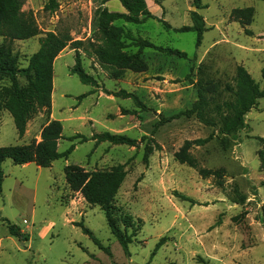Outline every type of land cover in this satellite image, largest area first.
I'll use <instances>...</instances> for the list:
<instances>
[{"label":"rangeland","instance_id":"rangeland-1","mask_svg":"<svg viewBox=\"0 0 264 264\" xmlns=\"http://www.w3.org/2000/svg\"><path fill=\"white\" fill-rule=\"evenodd\" d=\"M47 1L26 0L22 6L32 11L40 33L11 43L19 67H26L45 32H66L73 40L83 41L78 49L81 63L96 84L82 83L71 72L76 49L68 44L53 63L49 111L33 115L24 135L18 137L9 112L0 110V146L38 142L42 127L51 119L62 124L58 151L74 143L67 158L56 159L47 167L33 161L14 165L9 158L2 162L0 264H264V173L257 154L259 138H264V97L246 113L245 127L228 145L213 137L190 149L197 168L179 162L174 153L185 140L206 137L213 127L194 117L157 126L161 118L191 105L197 96L192 81L199 77L234 85L235 67L242 65L264 88V1L200 0L202 7L197 11L205 30L196 46L194 31H176L192 25L193 0H145L156 18L112 22L132 35L125 40L124 50L138 51L143 63L142 70L125 69L118 77H111L83 49L88 41L97 42L94 15L106 2L58 0L57 8L48 11ZM249 7L253 11L248 17L237 12ZM158 46L179 49L186 56L158 50ZM18 80L26 84L24 76L18 75ZM7 85L9 81L0 79V86ZM104 131L134 138L136 145L106 140L95 145L92 139H69ZM147 143L155 149L145 163ZM119 163L126 173L113 201V217L131 235L128 254L108 229L103 210L74 192L64 174L68 164L92 171ZM201 167H224L223 186L212 176L203 177L197 170ZM235 187L247 197L243 204L230 201ZM123 216L132 217L133 224L126 230ZM7 221L27 238L11 235ZM78 222L108 246L110 254L95 245L75 224ZM162 236L165 243L152 254Z\"/></svg>","mask_w":264,"mask_h":264},{"label":"trees","instance_id":"trees-1","mask_svg":"<svg viewBox=\"0 0 264 264\" xmlns=\"http://www.w3.org/2000/svg\"><path fill=\"white\" fill-rule=\"evenodd\" d=\"M26 0H0V79L9 81V85L0 86V110H6L11 115L18 137L24 135L30 118L39 111H49L51 108V95L53 89V63L58 54L68 45L76 49L75 64L71 72L77 74L80 81L85 84L95 85V79L87 74L82 66L78 49L82 47L83 41L73 40L68 33H57L47 31L39 37V47L33 52L26 67H19L18 56L14 52L13 41L26 40L40 33L32 11L22 9ZM109 0H102L103 5ZM124 12L110 11L106 6L98 7L95 11L94 31L96 43L88 41L84 52L93 55L98 63L111 77L120 76L125 69L135 71L142 70L143 63L139 52L124 50L127 46L126 39H132V35L123 26L113 25L112 22L122 20L124 22L139 23L147 18H156L148 9L145 0H118ZM196 10L190 11L191 26H182L176 31L191 30L196 33V46L200 45L202 34L205 30L204 21L197 9L201 8L200 0H193ZM264 1V0H263ZM58 6V0H48L45 9L53 11ZM251 7L239 9L237 12L245 17L252 14ZM148 46L152 43L146 42ZM158 50L166 51L178 56H186V53L176 48L156 47ZM264 79V68L261 71ZM18 75L26 78V84L21 85ZM234 85L220 81H214L199 77L192 81L196 89V99L187 108L179 110L167 117L161 118L157 126L172 119L194 117L206 126L213 127L214 131L206 137L185 140L181 147L174 153V158L181 163H186L197 168L196 158L191 154L193 146H202L210 139L216 137L221 145H228L229 140L239 130L245 127V115L254 108L258 99L264 97V88L242 65L235 67ZM124 93V90L120 91ZM79 138L80 142L92 139L94 144L108 141L112 144L136 145V139L124 134L94 133L89 137L76 134L69 139ZM62 138V124L57 119H51L45 124L40 132V140L28 144H15L0 146V194L2 192L3 170L2 162L9 158L15 164H26L35 162L40 167H47L59 158H67L74 149L72 143L67 149L58 151V141ZM261 148L257 154L260 167L264 173V138L260 137ZM155 148L147 143L144 148L143 160L148 162L149 155ZM203 177L212 176L216 179L218 186H223L224 167L217 169L198 168ZM124 164L119 163L105 170L88 171L84 168L68 164L64 167L65 180L72 190L78 191L83 198L91 204L98 205L104 212L107 226L110 232L116 237L125 254H128V245L132 241L131 235L120 229L114 219L115 205L114 198L119 186L125 177ZM182 199L194 202L193 199L177 193ZM230 201L236 204H243L246 195L242 194L236 187L230 194ZM123 226L126 230L132 223L131 216L122 217ZM8 231L13 236L26 239L19 227L7 221ZM100 249L110 254L108 246L100 243L93 232L84 226L82 222L75 223ZM166 237L162 236L157 241L152 254L164 244Z\"/></svg>","mask_w":264,"mask_h":264},{"label":"crops","instance_id":"crops-1","mask_svg":"<svg viewBox=\"0 0 264 264\" xmlns=\"http://www.w3.org/2000/svg\"><path fill=\"white\" fill-rule=\"evenodd\" d=\"M105 6H107L110 11H120V12H124L125 11V9L123 7H119L116 4L115 0H109V1H107L106 4H105Z\"/></svg>","mask_w":264,"mask_h":264}]
</instances>
